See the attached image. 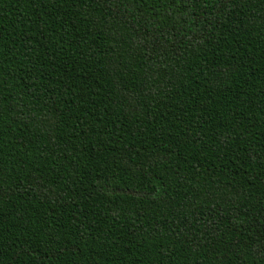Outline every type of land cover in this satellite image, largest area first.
<instances>
[{"label": "trees", "instance_id": "trees-1", "mask_svg": "<svg viewBox=\"0 0 264 264\" xmlns=\"http://www.w3.org/2000/svg\"><path fill=\"white\" fill-rule=\"evenodd\" d=\"M0 264H264V0H0Z\"/></svg>", "mask_w": 264, "mask_h": 264}]
</instances>
